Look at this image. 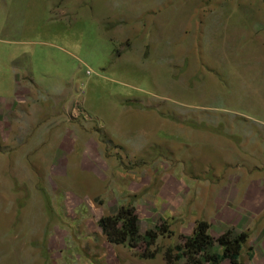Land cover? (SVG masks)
I'll return each instance as SVG.
<instances>
[{
	"label": "rangeland",
	"instance_id": "obj_1",
	"mask_svg": "<svg viewBox=\"0 0 264 264\" xmlns=\"http://www.w3.org/2000/svg\"><path fill=\"white\" fill-rule=\"evenodd\" d=\"M0 57V264H167L200 219L264 264V0H0ZM128 204L135 250L96 224Z\"/></svg>",
	"mask_w": 264,
	"mask_h": 264
},
{
	"label": "trees",
	"instance_id": "obj_2",
	"mask_svg": "<svg viewBox=\"0 0 264 264\" xmlns=\"http://www.w3.org/2000/svg\"><path fill=\"white\" fill-rule=\"evenodd\" d=\"M97 227L101 236L108 245L126 246L131 250L138 249L142 243L140 234L139 219L135 208L131 205L119 206L112 215L101 216L97 220ZM170 233L168 225L163 223L156 230L146 232L144 251L140 254L142 259H153L155 250H151L157 239ZM181 243L164 252V259L167 264H178L185 260L186 264H246L241 260L242 249L248 242V233L245 231L233 235L230 228L226 229L217 237L210 234V224L206 220H196L192 232L188 236H181ZM213 247L219 249L212 253L209 250ZM248 259H252L253 249H247Z\"/></svg>",
	"mask_w": 264,
	"mask_h": 264
},
{
	"label": "crops",
	"instance_id": "obj_3",
	"mask_svg": "<svg viewBox=\"0 0 264 264\" xmlns=\"http://www.w3.org/2000/svg\"><path fill=\"white\" fill-rule=\"evenodd\" d=\"M11 81H12V84L15 83V92L13 93L12 95V87L9 85V83L11 84ZM21 81L23 82L24 80L22 79V77L19 75V74H16L14 72V70L12 69V64L10 61H8V59H2L0 57V86L3 84L5 85L6 87H8V91L7 94L8 96L7 97H0V126H7V123H5V118H6V114L9 113V111L13 110L14 109V106L17 105V101L16 100H19L21 96H24L25 95V82H23L21 84ZM9 82V83H8ZM23 85V87H21ZM4 122V123H3ZM247 188V187H246ZM252 188H255L252 189ZM257 189V190H256ZM252 190L253 191H260L261 194H263V196L261 198H258V197H252L251 194L249 193H252ZM246 192H247V199L249 200H255V199H264V191L263 189L261 190L260 187L258 186H251L249 187L248 191L246 189ZM245 194H242L241 196H245ZM251 197V199H250ZM252 203H255L254 201ZM251 203V204H252Z\"/></svg>",
	"mask_w": 264,
	"mask_h": 264
}]
</instances>
